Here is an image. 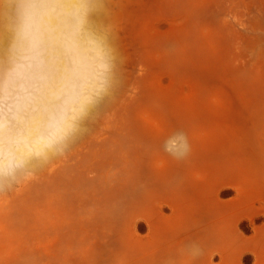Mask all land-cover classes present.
Returning a JSON list of instances; mask_svg holds the SVG:
<instances>
[{
  "label": "rangeland",
  "instance_id": "374dc122",
  "mask_svg": "<svg viewBox=\"0 0 264 264\" xmlns=\"http://www.w3.org/2000/svg\"><path fill=\"white\" fill-rule=\"evenodd\" d=\"M92 20L117 82L0 194V264H264V0H97Z\"/></svg>",
  "mask_w": 264,
  "mask_h": 264
},
{
  "label": "clouds",
  "instance_id": "9594fccd",
  "mask_svg": "<svg viewBox=\"0 0 264 264\" xmlns=\"http://www.w3.org/2000/svg\"><path fill=\"white\" fill-rule=\"evenodd\" d=\"M97 0H0V194L63 156L82 121L111 95L123 62L92 20ZM187 144V134L175 133ZM190 151V145H188ZM191 257L200 254L197 242Z\"/></svg>",
  "mask_w": 264,
  "mask_h": 264
}]
</instances>
